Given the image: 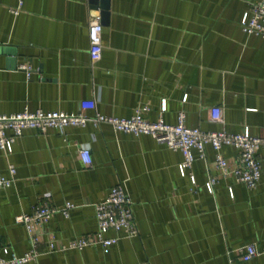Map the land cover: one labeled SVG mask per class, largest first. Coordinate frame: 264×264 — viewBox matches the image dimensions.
Instances as JSON below:
<instances>
[{
    "label": "crops",
    "instance_id": "obj_1",
    "mask_svg": "<svg viewBox=\"0 0 264 264\" xmlns=\"http://www.w3.org/2000/svg\"><path fill=\"white\" fill-rule=\"evenodd\" d=\"M257 1L104 0V18L90 0H23L17 14L20 0H0V114L25 107L75 113L81 100H95L108 116L129 117L146 106L150 121L176 124L183 112L189 127L264 136V37L240 26ZM94 15L103 24L97 62L89 55ZM24 63L33 68L30 77ZM213 107L221 111L219 121L211 119ZM81 145L91 147V164L81 160ZM193 152L181 174L180 151L108 123L25 129L10 153L0 147V174L9 176L10 164L17 170L13 185L0 189V247L28 251V231L16 216L49 200L58 209L67 202L76 207L38 227L41 254L26 264H264V255L242 261L234 252L264 245V148L256 151L261 177L254 189L220 174L209 144L203 157ZM220 152L233 165L239 150ZM119 182L133 200L136 237L48 251L50 241L58 246L94 234L95 204Z\"/></svg>",
    "mask_w": 264,
    "mask_h": 264
},
{
    "label": "built area",
    "instance_id": "obj_2",
    "mask_svg": "<svg viewBox=\"0 0 264 264\" xmlns=\"http://www.w3.org/2000/svg\"><path fill=\"white\" fill-rule=\"evenodd\" d=\"M23 5L20 0L19 7L13 9L14 13H19ZM240 26L244 33L264 37V0L252 3L244 11ZM89 55L93 62L102 58L103 53V24L100 15L91 17L88 27ZM20 68L27 72L28 77L32 73V66L28 63L20 65ZM146 106L138 107L129 117L108 116L98 112L95 100H81L79 111L69 113L66 111H45L44 109L30 110L25 107L22 111L12 114H0V147L10 153L16 138L25 129H36L43 133L49 129H59L64 131L67 127H85L92 123L95 127L101 123H108L116 131H125L135 135L146 134L151 136L157 143L164 144L171 150L181 152L183 159L179 163V171L184 174L195 159L194 150L199 157H203V150L209 144L215 151L214 164L218 172L224 176H230L235 181L243 183L248 189L256 188L261 177V163L256 156L259 148H264V136L251 135L248 129L240 133H229L226 131H204L198 127H189L184 123V113L180 112L176 124H168L159 117L155 121L144 118L143 111ZM160 109H165L163 100ZM92 110L90 115L86 111ZM211 119L219 121L221 111L218 107L210 109ZM9 131L11 133H9ZM224 146H233L239 150L233 165H229L225 157L221 154ZM81 160L85 164L92 163L91 147L81 145L79 148ZM14 164L9 165V176L0 174V189H6L13 185L16 174ZM213 179L206 183L208 191H212ZM230 194H232L231 189ZM45 198H50V193H46ZM76 205L67 202L64 207L58 209L49 200L33 207L31 211L23 212L16 216V222L23 224L29 234L31 248L22 255L13 252L9 246L0 247V264H26L34 261L41 254L39 250L38 227L50 221L56 212H61L68 217L70 211ZM98 229L92 235L81 236L56 245L54 241L48 244V251H68L82 250L88 246L100 245L108 247L117 243L121 237H136L139 234L133 200L128 192L125 182H119L108 192L106 198L95 204ZM115 231V236L108 237L107 233ZM237 258L248 261L254 257L264 255V245L245 244L234 249Z\"/></svg>",
    "mask_w": 264,
    "mask_h": 264
},
{
    "label": "water",
    "instance_id": "obj_3",
    "mask_svg": "<svg viewBox=\"0 0 264 264\" xmlns=\"http://www.w3.org/2000/svg\"><path fill=\"white\" fill-rule=\"evenodd\" d=\"M100 1H102V2H100ZM103 1L104 0H90V2H91V4L93 5V7H95V8H99V7H101L102 9H103V11L101 12V14H102V17H107L108 16V7H106V6H104L103 5Z\"/></svg>",
    "mask_w": 264,
    "mask_h": 264
}]
</instances>
